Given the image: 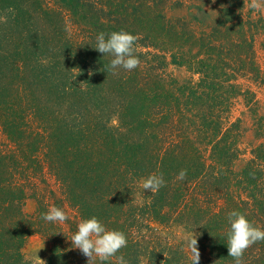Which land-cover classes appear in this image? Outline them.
<instances>
[{"label": "trees", "instance_id": "trees-1", "mask_svg": "<svg viewBox=\"0 0 264 264\" xmlns=\"http://www.w3.org/2000/svg\"><path fill=\"white\" fill-rule=\"evenodd\" d=\"M54 1L89 29L82 38L71 39L63 15L42 0H0V128L12 148L0 146V264H89L69 239L93 216L125 233L127 246L116 255L127 264H191L190 239H197L199 264H235L226 244L228 214L239 211L264 228V142L237 169L246 151L243 119L233 120L241 99L228 88L237 89L233 81L246 68H233L227 58L224 15L207 35L208 45L203 40L209 51L191 54L181 50L173 26L163 24L165 41L155 43L154 23L124 27L112 20L114 13L101 14L99 0ZM120 30L136 37L140 64L113 75L107 67L112 57L92 46L100 32ZM170 65L200 77L181 81L167 73ZM255 125V138L264 139L262 124ZM151 174L165 180L155 193L142 187ZM42 175L46 187L39 190ZM32 196L37 206L29 214L24 207ZM51 207L68 219L43 220ZM179 227L189 238L176 242L166 232ZM35 234L50 246L44 263L23 252ZM242 264H264V241L246 249Z\"/></svg>", "mask_w": 264, "mask_h": 264}, {"label": "rangeland", "instance_id": "rangeland-1", "mask_svg": "<svg viewBox=\"0 0 264 264\" xmlns=\"http://www.w3.org/2000/svg\"><path fill=\"white\" fill-rule=\"evenodd\" d=\"M42 2L47 8L56 9L63 15L66 20L67 34L70 35L71 39L73 37H75V40L82 38L89 31V29L77 25L69 13L66 11L61 12L62 9L57 6L54 0H42ZM253 2L254 0H99L102 9L101 14L104 17H109V13H114L112 20L119 19L124 27L133 28L136 24L135 28L139 29L141 23L144 25L154 23L156 35L159 36L155 43H164L165 41L163 40V34L167 32L164 30L168 28H165L163 24L169 29L173 26L181 36V38L176 39L179 45H184L181 50L188 51L191 49V54H198L199 50L204 47L203 40H205V45H208L207 35L213 32L212 29L215 27L216 22L221 15H224L226 24L222 31L228 39L227 49L225 50L227 51L225 53H228L227 58L231 59V63H235L234 65L237 64L246 68L245 70L232 64L233 68H239L240 74L237 77L238 80L233 81V83L238 84L237 89L228 88L230 92L239 91L241 100L236 102L233 108V120L238 117L243 119L244 131L241 138V148L247 151L242 155L243 161L237 163V169L242 167L245 162L244 159L251 157V149L264 142V139L255 138V123L262 124L264 128V0H255L260 5L259 9L252 8ZM197 5L202 6L204 11L199 12L195 8ZM38 6V4L35 5V7ZM125 6L126 8H124ZM190 13H193V15L197 13L201 22L193 20ZM162 15L166 18L165 23L162 22ZM242 35L244 38L241 40V45L237 46L236 42H238L239 36ZM142 38V35H139L138 39L140 41ZM151 41V39H148V42ZM177 43L175 45H178ZM214 44L215 46L218 44L215 39ZM163 47L165 46L162 45L159 48L163 49ZM208 48L207 46L204 47L203 51H209ZM139 49L145 52L148 48L139 46ZM175 50L178 51V48H175ZM150 51L156 53L158 50L150 47ZM204 56L201 55V57ZM250 56H252V60L249 59ZM143 66L145 69L148 68L145 67V64ZM167 71V73L181 81L191 80V78L197 81L200 77L190 72L186 67L170 65ZM144 72L146 74V71ZM229 73H232V70ZM252 94H254V99L250 97ZM262 126H259V128ZM8 142L6 135L0 128L1 148L6 151L12 150L11 144ZM39 156L43 157V153L41 152ZM45 176L50 188L56 192L59 198H62L60 186L56 179L48 173ZM44 179L43 175L38 178L39 190H44L46 187L43 182ZM30 193H33V191ZM36 206L37 203L32 196L26 201L24 209L27 213L33 214ZM185 232L184 228L179 227L173 234L168 231L166 235H169L171 240L179 242L182 239L189 238L188 233ZM49 249L50 246L47 241L41 235L35 234L27 239L23 252L29 261L44 263L49 254Z\"/></svg>", "mask_w": 264, "mask_h": 264}, {"label": "clouds", "instance_id": "clouds-1", "mask_svg": "<svg viewBox=\"0 0 264 264\" xmlns=\"http://www.w3.org/2000/svg\"><path fill=\"white\" fill-rule=\"evenodd\" d=\"M253 9H259L260 5L252 3ZM136 37L124 30L111 33L100 32L95 38L92 46L95 50L112 57L108 69L113 75L118 74L120 69L132 71L140 64L136 55ZM186 175L181 170L177 179L182 180ZM165 184L163 175L151 174L144 179L142 187L145 191L157 192ZM46 222H65L68 217L64 210L59 207H51L42 214ZM229 231L226 240L228 255L234 259L235 264H242V257L246 249L257 241H264V228L254 225L245 214L233 210L228 214ZM72 247L89 258V264L98 260L99 264H106L110 259L115 258L117 264H127L124 256L116 254L123 247L127 246L125 233L119 230L108 229L97 217L83 220L78 225L77 231L72 235ZM187 246L192 253L191 264H199L200 252L197 246V239L187 241Z\"/></svg>", "mask_w": 264, "mask_h": 264}]
</instances>
